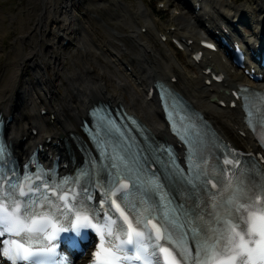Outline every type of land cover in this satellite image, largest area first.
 <instances>
[{
  "label": "bare ground",
  "instance_id": "1",
  "mask_svg": "<svg viewBox=\"0 0 264 264\" xmlns=\"http://www.w3.org/2000/svg\"><path fill=\"white\" fill-rule=\"evenodd\" d=\"M180 1L183 11L173 16V29L165 28L159 41L154 38L158 35L154 19L159 13L141 0L134 11L116 0L122 10L104 14L101 8L106 5L104 9L109 10L110 1L19 0L11 11L2 12L0 8V113L11 119L6 139L18 157H25L36 146L46 148L48 157L59 152L58 139L69 141L71 134H79L80 121L98 101L123 105L155 137L170 139L158 103L148 95V88L156 81L187 97L226 143L260 153L253 136L240 122L239 102L235 108L230 106L234 102L231 92L247 83L248 76L242 70L231 71L232 67L228 68L216 53L204 52L199 62L192 59L202 50V35L208 34L203 24L223 33L224 25L243 20L244 4L191 0V7ZM255 6L251 20L256 33L246 40L247 45L258 43L259 35L264 41V4ZM221 9L233 12L231 22ZM171 39L189 55L188 65L198 70L201 87H189L187 66L177 64ZM4 40H8V51L3 49ZM207 69L223 78L220 85L211 82V74H205ZM256 86L264 89V79ZM211 98L225 106L210 103Z\"/></svg>",
  "mask_w": 264,
  "mask_h": 264
},
{
  "label": "snow or ice",
  "instance_id": "2",
  "mask_svg": "<svg viewBox=\"0 0 264 264\" xmlns=\"http://www.w3.org/2000/svg\"><path fill=\"white\" fill-rule=\"evenodd\" d=\"M262 142H264V138H262ZM0 167H3L2 161H0ZM36 188L38 189L39 185ZM9 195L15 198V191L13 190ZM21 195H25V193H21ZM241 196L247 199V192L238 190L229 197L226 203L232 205ZM6 199L5 196L0 194V200ZM45 199L48 201V206H41L40 211L35 210V205L38 201L32 196L21 200L14 211L6 205V210L3 213L2 220H0V236H3L5 232L17 236L21 232H26L29 234L28 239L40 240L42 237L43 240L48 241L47 244H41L38 250H33L30 246H26V240L21 242L12 240V243L17 248L15 258L9 256L7 250L3 252L4 256L8 257L12 264H17L18 260L25 261L27 264H63L62 261L58 262L55 259L59 254L56 252V245L52 242L63 240L60 235L61 232L71 234L75 231L76 237L79 238L82 235L79 229L89 227L98 233L100 240V247L95 251L93 264H121L122 260L128 261L129 264L133 260L141 261L142 264L147 261L150 264L151 258L142 257L141 255V253L148 251V247L143 245L146 235L152 246L158 247L160 253L167 254L164 264H176L174 256L171 260L167 258L171 255L168 248L155 243V241L164 238L161 233L162 227L165 231H168V227L165 224H160L159 226V222L152 224V229L155 230V239H153L151 231H147V224H144L143 228H141V221L137 220L132 213L126 215L125 211L127 210L120 212L123 223H120V218L116 217L111 211H109L110 219L105 221L103 216L96 219L95 213L92 214V218L89 215L81 216L80 213L84 209L79 206V200L70 202L66 195H60L57 201H52L48 197H45ZM117 199H121V197L118 196ZM29 200L33 201V210L31 212H29ZM64 209H67V212ZM241 210L246 215H241L234 220L216 217L217 222L222 221L225 227L223 229H213L214 232L219 231V236L216 238V244L212 246L213 255L210 259H215V247L222 242H224L222 246L228 253L226 258L218 260L217 264H237L238 260L239 264H264V208H257L256 205L251 203H236V211L239 213ZM130 215H133L131 220L129 219ZM73 216L75 223L72 222ZM62 217L63 219H61ZM191 218L195 220V216ZM94 220L95 222H93ZM125 225H127L126 231ZM113 226H115V234ZM201 231L204 230L201 229ZM105 233H107L108 237H114L119 243H113L112 240H108V246L105 247ZM192 240L193 242L197 241V233L195 231L193 232ZM133 251L136 253L134 256L131 255ZM41 257H47L48 259H41ZM0 264H3V262L0 261ZM156 264H159L158 257Z\"/></svg>",
  "mask_w": 264,
  "mask_h": 264
},
{
  "label": "rangeland",
  "instance_id": "3",
  "mask_svg": "<svg viewBox=\"0 0 264 264\" xmlns=\"http://www.w3.org/2000/svg\"><path fill=\"white\" fill-rule=\"evenodd\" d=\"M106 1L108 3L110 1L111 2L110 3L111 6L110 7L108 6V8H109V10H108V9H104V7L106 6V5H104L103 8H101L102 12L104 11L103 14L104 13H108L109 11L112 12L114 10H118V11L122 10V8L119 7V5L115 4L116 0H103V2H106ZM138 1L139 0H122V2L125 3V5L129 6L128 7L129 11H134L135 10V4ZM141 1L143 3H145L146 5L150 6L153 10H155L156 12L159 13V14H157V17H156L157 19H154V21L156 23V28H157V31H158L157 37L154 36V38H155L156 41H159V37L158 36L161 33L164 32L165 28L166 29H173L170 26V21L172 20L173 16L175 14L180 13V12L183 11L182 10L183 6L180 4L181 1L180 0H141ZM167 1H168V4H170L168 6H167ZM184 1L186 3H188L191 7H193L192 6L193 3L191 2V0H184ZM222 1H223L224 5H225L226 4L225 0H222ZM256 1H257V3L255 5H259L260 4V6H262V4H264V0H245L242 3H240V4H244L241 7L242 8V12H243V16H242L243 20L239 23V25H237V27H238V30H239V34L245 40L253 38V36L256 33V29L254 28L255 26L253 25L254 21L251 20L253 18L252 12H253L254 8L256 7L253 4ZM229 4H231V5H240V4H237L235 2V0H229ZM14 5H16V6L13 7ZM17 5H19V0H17V1L16 0H7V1L0 0V8H1L2 12L6 11L7 9H9L11 11L12 9H15L17 7ZM221 11L224 12L226 15H228L229 22H231L232 21L231 16L233 15V12H230L229 9H227V10L221 9ZM261 16H264V13ZM32 21H33V19H32ZM32 21L30 22V24H32ZM233 23L236 24V20ZM141 25H142V22H141ZM204 25H207V24H204ZM190 28L192 29V27H190ZM190 28H188V29H190ZM142 32H144V29L142 30ZM236 34H238V33L236 32ZM10 36H8V38ZM102 36H103V38H105L104 34H102ZM149 38H151V37H149ZM169 43L171 45L170 41H169ZM157 46L158 47H163L161 44H159V42H157ZM7 47H8V40H4L3 41V49L8 51ZM171 47H172V45H171ZM173 50H174V48H173ZM167 51L169 53V57L173 58V53L170 52L169 50H167ZM174 52H175V55L177 56V58H175L177 64L180 65V63H181V65H182L181 67L187 66L186 73H187V77H188V80H189V82H188L189 83V87H191V88L201 87L200 81L198 79V75H199L198 70L196 68L188 65L189 55H185L184 53L178 52L176 50H174ZM218 55H220L223 63L225 61V64H227L230 68L232 67L230 65V63L226 59H223L222 54H220V52H218ZM173 68L177 69V67L175 65L173 66ZM231 71H234V68ZM92 89H96V88H92ZM212 99L213 98H211L209 100V102L212 103V104H215L214 102L211 101Z\"/></svg>",
  "mask_w": 264,
  "mask_h": 264
},
{
  "label": "trees",
  "instance_id": "4",
  "mask_svg": "<svg viewBox=\"0 0 264 264\" xmlns=\"http://www.w3.org/2000/svg\"><path fill=\"white\" fill-rule=\"evenodd\" d=\"M239 1H243V0H239Z\"/></svg>",
  "mask_w": 264,
  "mask_h": 264
}]
</instances>
